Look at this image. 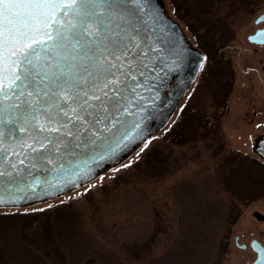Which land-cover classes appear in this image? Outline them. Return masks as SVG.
I'll list each match as a JSON object with an SVG mask.
<instances>
[{
	"label": "rangeland",
	"instance_id": "rangeland-1",
	"mask_svg": "<svg viewBox=\"0 0 264 264\" xmlns=\"http://www.w3.org/2000/svg\"><path fill=\"white\" fill-rule=\"evenodd\" d=\"M156 1L188 47L212 60L166 120L159 93L158 116L145 133L78 185L0 205V221L27 214L0 226V264H25L20 245L44 264H70L47 217L65 204L82 218L78 248H89L78 264H244L249 253L235 237L264 240L254 216L264 214V158L254 150L264 136V76L257 73L264 53L247 41L264 0H221L203 24L179 19L169 0Z\"/></svg>",
	"mask_w": 264,
	"mask_h": 264
},
{
	"label": "snow or ice",
	"instance_id": "snow-or-ice-1",
	"mask_svg": "<svg viewBox=\"0 0 264 264\" xmlns=\"http://www.w3.org/2000/svg\"><path fill=\"white\" fill-rule=\"evenodd\" d=\"M160 16L155 0H0V205L38 184L51 187L39 176L17 180L26 164L52 165L59 180L91 171L89 163L143 134L150 112L138 101L155 91L149 63L159 45L141 29ZM174 55L178 69L183 50ZM79 150L91 153L79 167L59 163L62 151Z\"/></svg>",
	"mask_w": 264,
	"mask_h": 264
},
{
	"label": "water",
	"instance_id": "water-1",
	"mask_svg": "<svg viewBox=\"0 0 264 264\" xmlns=\"http://www.w3.org/2000/svg\"><path fill=\"white\" fill-rule=\"evenodd\" d=\"M155 2L161 9V16L157 17L155 21L145 18V23L143 24L141 29L146 38V41L149 44L152 41H155V43L159 45L158 55L153 56L152 62L149 63V70L154 68L155 72L152 73L151 78L148 79V85L150 86V89H154L155 91H142L141 95L147 97V99L138 101V103H141L144 108L149 110L150 118L158 116L157 112L154 111L155 106L158 105L161 100L158 94L163 92L165 86L167 85V82L170 80V77L174 73L178 72L179 77L175 81L177 87L174 88V91L176 93L174 94L173 91L170 95V98H165V101L161 108L160 120L163 122L169 116L170 109L174 107L175 103L181 98L185 90L193 82L201 63L204 60V57L200 53V51L188 47L185 41L183 29L178 23L173 21L166 14V12L160 7L156 0ZM262 16H264V14L259 17L257 22H260L262 20ZM249 40L256 43H264V32L260 31L255 35L250 36ZM181 50H183V62L179 64L178 69L171 67L173 62L176 60L174 53H177ZM145 77H148V72H145ZM150 118L145 121V130L143 134L146 131L147 124L150 121ZM135 140L128 142L127 146L123 147L112 158L98 161L95 165L89 163L88 168H90L91 171H88L87 168L78 170L75 175L69 174L66 177L62 175L59 180L53 179L54 173L50 171L52 165H48L49 171H45L43 167L31 168L30 165L26 164L24 166L25 171L17 174V180L22 183H26L29 182L33 177L39 176L42 181H47L48 184L51 185V187H47L44 183L38 184L35 188H28L23 192L17 193L18 196L23 197L22 199H16L14 201L8 202L7 204H23L39 199H44L53 194L65 191L70 187L76 186L101 166L111 162L116 157V155L125 150ZM262 146L263 149L261 151L264 152V141ZM82 152L83 150H79L76 156H72L71 154L64 153L62 151L59 156H62L63 159L59 160V163L64 164L65 169H70L72 166L79 167L78 161L86 160L87 156L91 155V153L82 154ZM57 158V154H53L54 161ZM41 163L47 164V161H43ZM29 170L32 172V177H29L27 175V172Z\"/></svg>",
	"mask_w": 264,
	"mask_h": 264
},
{
	"label": "trees",
	"instance_id": "trees-1",
	"mask_svg": "<svg viewBox=\"0 0 264 264\" xmlns=\"http://www.w3.org/2000/svg\"><path fill=\"white\" fill-rule=\"evenodd\" d=\"M174 8L177 17L186 23L203 24L205 18L211 17L219 10L221 0H169ZM244 3V0H241ZM191 27V26H190ZM42 214H46V211ZM27 216L26 213H12L4 216L0 221V226L9 223L11 220H21ZM51 224L54 239L58 242L59 247L64 250L65 254L70 257V264H78L76 258L89 254V248H78L85 242L82 235V218L77 213L70 211L67 204L55 208L47 214ZM25 253V264H44L39 258L30 252V248L20 245ZM80 249V254L74 252L75 248ZM82 249V250H81Z\"/></svg>",
	"mask_w": 264,
	"mask_h": 264
},
{
	"label": "flooded vegetation",
	"instance_id": "flooded-vegetation-1",
	"mask_svg": "<svg viewBox=\"0 0 264 264\" xmlns=\"http://www.w3.org/2000/svg\"><path fill=\"white\" fill-rule=\"evenodd\" d=\"M264 13H262L261 15H263ZM259 15L258 17H256V19L254 20V23L255 25H257V28L255 30L254 33H251L248 35L247 37V41L250 45L252 46H255V47H258L261 49V51L264 53V43H256V42H252L251 40H249V37L252 36V35H255L256 33L260 32V31H263L264 32V19H262L260 22H257V20L259 19V17L261 16ZM200 53L203 55L204 57V60L203 62L201 63L197 73H196V76L193 80V82L195 81V79L197 78L201 68L203 67V65L206 63V61L208 60V58L210 60H212L210 57H208L206 55V53L200 51ZM208 57V58H207ZM260 67L261 69L259 68L258 70V74L263 77L264 76V59H261V63H260ZM248 70H249V66L247 67ZM250 72V70H249ZM179 77V73H174L171 77H170V80L167 82V85L165 86L164 90H163V95L166 96V98H170V95H171V87L172 85L174 84V80H177V78ZM192 82V83H193ZM192 83L189 85V87L185 90L184 94L188 91V89L190 88V86L192 85ZM174 94L176 93L175 91L173 92ZM183 94V95H184ZM182 95V96H183ZM181 96V97H182ZM263 141H264V136L262 138H260L256 144V147L254 148L255 152L262 158H264V152H262L261 150L263 149ZM254 216L256 217L257 220L261 221L264 223V214H261L259 212H254ZM245 236L242 235V237H239V236H236L235 239H234V242H235V246L244 251V252H247L249 253V257H247L246 261L244 264H260V260H261V252H260V249H264V240L263 239H256V238H253L249 241H245V242H240V238H244ZM258 245V247H257ZM243 264V263H242Z\"/></svg>",
	"mask_w": 264,
	"mask_h": 264
}]
</instances>
